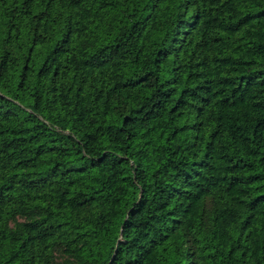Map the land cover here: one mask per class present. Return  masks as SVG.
Masks as SVG:
<instances>
[{
	"label": "trees",
	"instance_id": "1",
	"mask_svg": "<svg viewBox=\"0 0 264 264\" xmlns=\"http://www.w3.org/2000/svg\"><path fill=\"white\" fill-rule=\"evenodd\" d=\"M0 264H264V0H0Z\"/></svg>",
	"mask_w": 264,
	"mask_h": 264
}]
</instances>
